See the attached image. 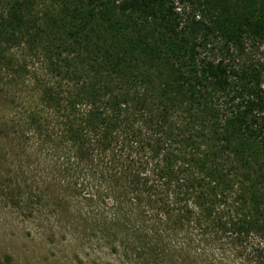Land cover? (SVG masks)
I'll return each mask as SVG.
<instances>
[{
  "label": "trees",
  "instance_id": "trees-1",
  "mask_svg": "<svg viewBox=\"0 0 264 264\" xmlns=\"http://www.w3.org/2000/svg\"><path fill=\"white\" fill-rule=\"evenodd\" d=\"M21 45L93 190L186 227L195 260L255 235L264 264V0H0V68Z\"/></svg>",
  "mask_w": 264,
  "mask_h": 264
},
{
  "label": "rangeland",
  "instance_id": "rangeland-1",
  "mask_svg": "<svg viewBox=\"0 0 264 264\" xmlns=\"http://www.w3.org/2000/svg\"><path fill=\"white\" fill-rule=\"evenodd\" d=\"M8 54L14 66L0 68V264H255V235L240 249L224 241L195 260L186 227L165 230L168 222L142 217L106 186L93 190V166L65 149L70 142L59 144L64 126L41 100L57 84L43 52L21 45ZM72 89L58 85L62 97Z\"/></svg>",
  "mask_w": 264,
  "mask_h": 264
}]
</instances>
